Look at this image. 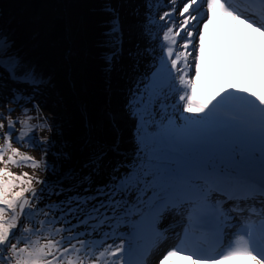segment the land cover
I'll list each match as a JSON object with an SVG mask.
<instances>
[{"label":"snow or ice","instance_id":"1","mask_svg":"<svg viewBox=\"0 0 264 264\" xmlns=\"http://www.w3.org/2000/svg\"><path fill=\"white\" fill-rule=\"evenodd\" d=\"M102 11L111 18L95 47L109 97L123 58L134 75L106 113L115 139L85 141L79 167L71 141L52 139L63 126L39 115L53 75L0 22V264H168L183 252L191 264H264V0H141L129 13L130 49L119 11ZM122 117L133 122L130 155ZM109 152L121 158L105 171ZM21 164L62 172L59 187L46 194L47 177L9 168ZM195 233L220 251L194 250Z\"/></svg>","mask_w":264,"mask_h":264},{"label":"trees","instance_id":"2","mask_svg":"<svg viewBox=\"0 0 264 264\" xmlns=\"http://www.w3.org/2000/svg\"><path fill=\"white\" fill-rule=\"evenodd\" d=\"M107 3L108 0H0V22H10L28 55L53 75L56 87L51 94L58 99L72 135L77 138L83 134L75 132L73 126L77 107L91 104L95 97L104 104L109 100L95 47L101 22L111 18L102 11Z\"/></svg>","mask_w":264,"mask_h":264},{"label":"rangeland","instance_id":"3","mask_svg":"<svg viewBox=\"0 0 264 264\" xmlns=\"http://www.w3.org/2000/svg\"><path fill=\"white\" fill-rule=\"evenodd\" d=\"M111 6L115 9H117L120 13L121 20L123 24L126 26L128 24H131L132 17L129 15L132 8L135 7V5H131V2L133 0H108ZM1 14V13H0ZM126 29V28H125ZM126 33H129L126 35L127 37L130 35V32L126 30ZM127 43V42H126ZM130 43L125 44L126 49H129ZM124 62V64H123ZM123 65L124 66L123 68ZM134 75L133 69H132V61L128 59L127 57L123 58L121 63L117 65V71H114L112 75V81H111V97L108 99V103L104 104L99 100L98 98H92L91 104L88 103V105H81L80 107H77L75 114H76V120L74 123V129L75 132L82 131L83 134L81 137H76L75 135H72V128L69 127V125L66 123V115L61 108L60 103H57V98H55L51 92L47 95L46 102L43 105V111L39 113L40 116H48L49 122L54 123L57 126L62 125L64 130V136L60 137L58 135L52 134V139L56 142V148L60 147V141L62 139H67L71 141L72 149L74 152V159H73V165L75 167H78V165L87 159V152H81L80 147L85 143V141H90L93 144L96 142H99L101 144L107 143V141H113L115 139L116 133L113 131L108 119L106 113L109 110L117 111L120 108V105L123 103L124 99V90L130 86V80L127 77H131ZM123 80L124 83L123 84ZM120 84H123V86H117ZM90 102V100H89ZM19 109L13 115H17L19 113ZM82 111L87 113V121H88V127H85V119L82 115ZM33 116L37 115L35 112L31 113ZM124 119V120H122ZM122 120V121H121ZM121 124H122V131H121V148L125 150L126 155H130L131 149L133 147L132 144V128H133V122L128 120L126 117L121 118ZM31 123H37L36 120H33ZM17 131L19 132L20 126L17 125ZM80 130V131H79ZM25 131H27V127L25 128ZM36 135L39 138H43L46 136H49L50 133L45 131L37 130ZM74 136V139L72 138ZM123 138H126L124 141ZM97 140V141H96ZM0 145H3V140L0 139ZM110 145V144H105ZM124 146V148H123ZM13 147H17L21 150L22 153L31 155L35 157L37 160H40L42 157V151L39 148H33V147H21L20 144L13 142ZM55 149H53V152ZM112 152H109L108 155H110ZM10 153H6L5 155H9ZM107 155V156H108ZM115 158L112 161H107L106 164H104L102 167L104 170H108L111 168L113 164L117 162L121 157H118L117 155L114 156ZM47 160L50 164H59L60 162L56 159L54 154H50L47 157ZM4 165L0 163V167H3ZM70 165L65 163L63 170L66 171L67 168ZM9 168L11 171L15 173H21V172H28L31 174L34 178H44L47 177L49 181V185L46 186V194L49 187L55 189L59 186L56 184V181L59 178V175H62V172L60 174L46 172L43 167L36 169L31 167L30 165L21 164L19 166L17 165H9ZM102 182V177L97 178V183ZM65 183H70L69 181H65ZM36 187H39V185H34ZM49 203H55L56 197L51 196L48 199Z\"/></svg>","mask_w":264,"mask_h":264},{"label":"bare ground","instance_id":"4","mask_svg":"<svg viewBox=\"0 0 264 264\" xmlns=\"http://www.w3.org/2000/svg\"><path fill=\"white\" fill-rule=\"evenodd\" d=\"M141 2V0H133L132 2H131V5H135V4H138V3H140ZM129 25L130 24H128V25H126L125 26V28H126V30L128 29V27H129ZM129 33H126V35H128ZM130 35L132 36V39L131 40H129V39H127L126 40V42L127 43H130V45H129V49L132 47V44L133 43H135V40H136V37H135V35L133 34V33H130ZM126 43V44H127ZM141 46H143V42H141ZM123 64H124V62H123ZM124 66H126V65H123V68H124ZM127 78H129L128 80H131V77L129 76V77H127ZM117 84H119V85H117V86H123V84H125L124 83V80H123V84H120V83H117ZM84 105H88V102L87 103H85ZM121 106V105H120ZM122 120H124V119H122ZM121 120V121H122ZM67 121V120H66ZM121 121H120V132L123 130L122 129V124H121ZM72 138L74 139V136H72ZM123 140L125 141L126 140V138H123ZM97 141V140H96ZM106 142V141H105ZM104 142V144H111L112 143V141H107V143H105ZM122 146V145H121ZM123 148H124V146H123ZM116 154L115 153H111L110 155H108V156H106L105 157V160H104V162H103V164H102V166L104 165V164H106L107 163V161H112L115 157ZM78 167H79V165H78ZM165 223H168V221H165ZM171 242H175L174 240H172V239H169L168 241H167V243L164 245V247L165 248H167V246L171 243ZM168 264H187L186 262H185V255H183V254H180L179 256H177V257H173V258H171V260L168 262ZM191 264V263H190Z\"/></svg>","mask_w":264,"mask_h":264}]
</instances>
